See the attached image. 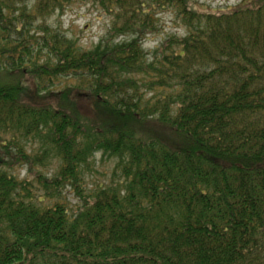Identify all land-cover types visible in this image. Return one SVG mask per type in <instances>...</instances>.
Listing matches in <instances>:
<instances>
[{"label": "trees", "instance_id": "trees-1", "mask_svg": "<svg viewBox=\"0 0 264 264\" xmlns=\"http://www.w3.org/2000/svg\"><path fill=\"white\" fill-rule=\"evenodd\" d=\"M93 1L88 50L47 25L72 0H0V264H264V0Z\"/></svg>", "mask_w": 264, "mask_h": 264}, {"label": "rangeland", "instance_id": "rangeland-1", "mask_svg": "<svg viewBox=\"0 0 264 264\" xmlns=\"http://www.w3.org/2000/svg\"><path fill=\"white\" fill-rule=\"evenodd\" d=\"M195 1L209 5L212 8H227L236 7L244 0ZM66 5L63 13L58 12L47 20L48 26L53 28L62 26L63 31L69 37L76 40L80 47L88 50L93 49L108 36L112 27L113 16L108 14L99 4H96L93 0H72L71 3ZM158 16V32L149 36L144 43V49L150 57L169 37L173 35L184 36L186 33V29L180 24L176 10L165 11ZM116 164L117 160L104 157L100 153L96 155L92 165L86 170L84 180L81 183L84 188V194H87L93 188L117 181L120 176L119 173L114 174ZM56 167L57 164L53 162L51 166L46 168L45 172L50 175ZM13 174L23 179L27 172L16 168ZM63 196L66 204L76 210L77 205L80 203L77 192L73 188L68 187L64 191Z\"/></svg>", "mask_w": 264, "mask_h": 264}]
</instances>
